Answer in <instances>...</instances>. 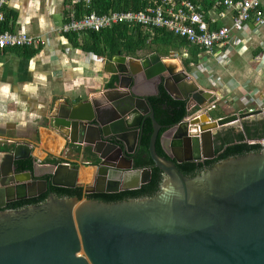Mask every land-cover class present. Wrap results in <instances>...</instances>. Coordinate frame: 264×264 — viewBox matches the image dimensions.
<instances>
[{"label":"water","instance_id":"obj_1","mask_svg":"<svg viewBox=\"0 0 264 264\" xmlns=\"http://www.w3.org/2000/svg\"><path fill=\"white\" fill-rule=\"evenodd\" d=\"M109 64L117 80L104 100L60 105L52 124L66 129L70 141L76 135L72 143L89 144L99 160L84 194H112L150 181V170H131L128 158L139 144L143 120L150 119L148 152L162 172L157 193L114 203L50 194L39 205L5 209L48 186L82 185L77 165L42 166L29 146L16 143L0 155V264H264V139L227 147L217 157L214 152L222 128L257 116L264 121V108L217 119L209 113L190 116L213 94L199 88L175 55H116ZM160 85L174 100L185 101L187 112L160 137L167 158L156 153L162 126L150 102ZM192 126L197 136L188 135ZM175 130L178 150L168 153L165 138ZM117 157L126 165L119 166ZM28 158L32 169L16 172L15 162ZM206 160L211 161L181 164Z\"/></svg>","mask_w":264,"mask_h":264},{"label":"crops","instance_id":"obj_2","mask_svg":"<svg viewBox=\"0 0 264 264\" xmlns=\"http://www.w3.org/2000/svg\"><path fill=\"white\" fill-rule=\"evenodd\" d=\"M68 2L6 0L4 4L16 15L8 31L27 34L37 43L0 52V155L11 151L14 144L24 143L41 165L46 159L57 161L54 164L77 165L78 181L91 185L99 162L95 163L96 154L89 144L72 143L76 135L70 141L66 129L53 126L52 117L60 105L77 107L86 101L102 102V95L111 91L117 77L110 74L112 57L74 47L59 32ZM263 39L264 26L250 25L226 61H220L218 55L198 59L195 50H190L191 64L193 56L198 63H206L205 69L195 72L192 79L202 90L227 100L231 114L241 108L235 102L264 108V54L259 45ZM111 82L112 86L106 88ZM191 114L192 111L188 115ZM209 115L217 119L212 112ZM255 120L261 121V116L246 122ZM181 134L185 135L183 128ZM178 139L176 130L165 138L168 153L178 150Z\"/></svg>","mask_w":264,"mask_h":264},{"label":"built area","instance_id":"obj_3","mask_svg":"<svg viewBox=\"0 0 264 264\" xmlns=\"http://www.w3.org/2000/svg\"><path fill=\"white\" fill-rule=\"evenodd\" d=\"M5 2L0 0V23L3 21L1 8ZM65 8L67 14L59 28L62 35L82 36L126 25L138 27L147 36V43L152 41L156 31L181 39L185 46L168 55H175L184 65V71L191 76L195 72L201 73L206 63L202 61L198 66L191 63L187 65L185 61H189L190 50H195L198 59L218 55L220 61H226L250 25L254 28L264 26V0H140L137 11L109 10L102 14L93 10L92 0H69ZM36 43L35 38L24 33L8 30L0 32V52L31 47ZM259 45L264 54V39ZM256 59L260 61L261 57ZM235 103L241 107L238 112L255 110ZM228 107L227 100L214 95L209 103L191 115L199 117L201 113L210 114L217 109L226 111ZM198 134V128L192 126L188 129V135Z\"/></svg>","mask_w":264,"mask_h":264},{"label":"trees","instance_id":"obj_4","mask_svg":"<svg viewBox=\"0 0 264 264\" xmlns=\"http://www.w3.org/2000/svg\"><path fill=\"white\" fill-rule=\"evenodd\" d=\"M139 7L140 0H92V8L98 14L106 13L109 10L137 11ZM1 12L3 14V21L0 23V32H3L8 30L13 24L16 15L13 12L8 11L6 6L1 8ZM64 36L74 47H79L85 52L102 56L106 50L109 59L118 55L117 49L119 48L122 49L126 54H134L141 50H151L160 56H167L170 52L177 51L185 46V43L181 39L173 37L163 31H156L152 41L147 43V36L144 35L138 27L130 28L126 25H118L97 33H88L86 35L83 34L82 36H77L76 34H66ZM189 63L190 61L186 62L187 65ZM115 78L116 77H112V80ZM111 86L112 82L108 83L106 88H110ZM150 102L154 112L155 120L162 126L155 144L156 153L160 157L167 158L166 153L162 148L160 137L165 132L167 127L179 123L184 117L187 116L185 109L186 102L174 100L170 95H168L161 85L159 86L158 94L155 97L150 98ZM221 117H224V115L216 116L214 118ZM151 133V121L150 119L145 118L142 122V130L136 150V156L133 157V166L136 169H149L151 172V177L150 181L142 185L139 189L112 194H84L83 190L79 187L63 188L48 186L47 190L41 195L34 198L12 202L8 204L5 209L19 210L28 206L39 205L43 203L50 194H55L59 198H77L78 200L85 198L87 200H96L105 203H114L127 199H137L155 195L162 180V172L154 166L148 152ZM263 139V120L244 122L241 126V130L238 132H234L233 130L229 129L223 134L217 135L214 141V152L217 157L227 147L248 144L249 141H261ZM86 151L89 150L86 149ZM53 161L54 160H51L52 163ZM209 161L211 160H206L204 162H183L181 164L205 163ZM33 162L34 160L32 158L15 162L16 172L30 171L32 169ZM97 162L98 159L95 160V163ZM181 164H176V167L177 165Z\"/></svg>","mask_w":264,"mask_h":264},{"label":"rangeland","instance_id":"obj_5","mask_svg":"<svg viewBox=\"0 0 264 264\" xmlns=\"http://www.w3.org/2000/svg\"><path fill=\"white\" fill-rule=\"evenodd\" d=\"M117 51H118V55H125V56H127V57H130V58H135V59H143V58H145L146 56H149V55H152V54H157V53H155V52H153V51H151V50H141V51H138V52H136V53H134V54H126L122 49H117ZM104 55H105V57H108V54H107V51L105 50V53H104ZM158 55V54H157ZM158 56H160V55H158ZM190 60L192 61V63L194 64V65H196V64H198V60L196 61V58H195V56H193V57H191L190 58ZM195 111H192V114L194 113ZM234 114V113H233ZM220 115H224V117L225 116H228V115H231V113L229 112V109L228 110H226V111H221V110H219V109H217V110H214L213 112H212V116L213 117H216V116H220ZM190 116H192V115H190ZM255 121H257V120H255ZM245 122V121H244ZM244 122H238L237 124H234L233 126H231V127H226V128H222L218 133H217V135H219V134H223L226 130H229V129H231V130H233L234 132H238V131H240L241 130V126H242V124L244 123ZM216 135V136H217ZM257 142H262V140L261 141H257ZM42 162H44V164H42V166H47V165H50V164H46V163H51V160H48V159H46V160H44V161H42ZM54 163H57V161H53V164H51V165H55ZM41 165V164H40ZM86 186V184H82L79 188H81L82 190H83V193H84V187ZM85 198H82L81 200H84Z\"/></svg>","mask_w":264,"mask_h":264},{"label":"flooded vegetation","instance_id":"obj_6","mask_svg":"<svg viewBox=\"0 0 264 264\" xmlns=\"http://www.w3.org/2000/svg\"><path fill=\"white\" fill-rule=\"evenodd\" d=\"M215 147V146H214ZM136 150H137V147L133 150V152L130 154V155H128V158H129V160L131 161V170H135L136 168H134V163H133V157L134 156H136ZM120 158V157H119ZM119 158L117 157V164L119 165V166H124V165H126V163L123 161V160H119ZM99 163V162H98ZM143 169V168H142Z\"/></svg>","mask_w":264,"mask_h":264},{"label":"bare ground","instance_id":"obj_7","mask_svg":"<svg viewBox=\"0 0 264 264\" xmlns=\"http://www.w3.org/2000/svg\"><path fill=\"white\" fill-rule=\"evenodd\" d=\"M233 125H234V123H233ZM89 176V175H88Z\"/></svg>","mask_w":264,"mask_h":264}]
</instances>
